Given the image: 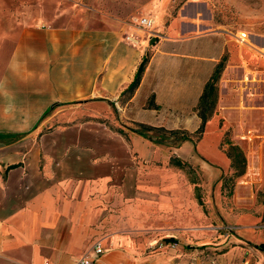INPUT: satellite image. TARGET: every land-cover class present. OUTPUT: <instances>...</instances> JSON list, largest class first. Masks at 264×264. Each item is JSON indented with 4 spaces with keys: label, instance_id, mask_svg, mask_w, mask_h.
I'll use <instances>...</instances> for the list:
<instances>
[{
    "label": "crops",
    "instance_id": "crops-1",
    "mask_svg": "<svg viewBox=\"0 0 264 264\" xmlns=\"http://www.w3.org/2000/svg\"><path fill=\"white\" fill-rule=\"evenodd\" d=\"M202 8L190 2L173 14L165 2L143 37L117 19L20 23L0 0V264H144L145 211L173 206L158 202L160 163L176 156L217 180L231 167L222 142L234 123L238 144L256 150L238 182L252 209L236 225L242 240L264 246V204L254 194L264 187V37L241 43L205 25ZM147 54L141 83L123 103ZM222 61L230 101L220 99L195 139L200 98ZM141 125L181 137L165 145ZM197 197L190 203L204 217Z\"/></svg>",
    "mask_w": 264,
    "mask_h": 264
},
{
    "label": "rangeland",
    "instance_id": "rangeland-1",
    "mask_svg": "<svg viewBox=\"0 0 264 264\" xmlns=\"http://www.w3.org/2000/svg\"><path fill=\"white\" fill-rule=\"evenodd\" d=\"M2 1L13 8L15 19L20 23L29 21L32 26L44 22L45 27H85L101 26L105 20L117 19L139 31L143 37H150L149 31L140 29L135 24V19L145 16L156 19L165 2L173 14L183 10L190 2H200L203 5L200 15L204 17L205 25L238 37H242L243 33L248 34L249 42L252 41V34L264 37V0ZM220 99L230 101V88L228 85L221 90L219 82L214 114L220 107ZM233 126L223 139L222 150L227 152L232 146L238 147L248 165L247 155L251 157L256 150L254 146L246 149L238 144L237 139L240 138L235 135L239 126L235 123ZM154 137L165 145L166 141L176 145L181 134L177 137L156 131ZM173 159L180 160L183 166H176ZM160 167L164 173L158 202L169 200L173 206L170 209L150 207L145 211L143 226L149 231L145 235L151 240V244L148 250L140 254L144 258V264H264V252L242 240L236 225L237 216L252 209L250 195L245 189L239 188L238 184L245 174L234 178L236 170L230 167L217 180H209L197 166L176 156L166 163H160ZM173 170L176 171L178 183L172 181ZM254 194L258 203L264 204V187H255ZM197 196L201 197L200 206L202 205L204 217H198L191 204L197 200ZM170 238L173 240L170 241Z\"/></svg>",
    "mask_w": 264,
    "mask_h": 264
},
{
    "label": "trees",
    "instance_id": "trees-1",
    "mask_svg": "<svg viewBox=\"0 0 264 264\" xmlns=\"http://www.w3.org/2000/svg\"><path fill=\"white\" fill-rule=\"evenodd\" d=\"M150 55L147 54L142 63L140 64L136 77L134 81L129 85V87L122 93L121 101L123 103L128 102L135 94L136 90L138 89L143 74L146 70V67L149 63ZM225 69V61H222L216 68L214 74L212 75L210 81L205 87L204 93L202 94L197 110L198 115L201 119V125L198 131L195 133V137L200 139L205 131V127L207 122L214 116L215 107L218 101V85L221 79V75ZM151 106V104H150ZM141 128L144 130H154V131H162L165 132L164 129H156L149 126L141 125ZM171 134H177L176 131H172ZM227 135V134H226ZM224 145V141L222 142V146ZM227 156L231 160V167L236 170L234 178L241 177L245 174L247 168V161L243 154V152L235 146H232L225 152ZM172 162L176 166H183L182 162L178 159H173ZM171 239L170 241H172ZM260 250H264V246L259 247Z\"/></svg>",
    "mask_w": 264,
    "mask_h": 264
},
{
    "label": "built area",
    "instance_id": "built-area-1",
    "mask_svg": "<svg viewBox=\"0 0 264 264\" xmlns=\"http://www.w3.org/2000/svg\"><path fill=\"white\" fill-rule=\"evenodd\" d=\"M135 24H137V26L140 29H143L149 32H153L156 27L155 19L153 17H148V16L135 19ZM245 39H246L245 35H242V37H239V40L241 43H247ZM95 253L96 255H101L103 253V249L97 246L95 248ZM93 263H94V260L92 258L83 257L79 260L77 264H93Z\"/></svg>",
    "mask_w": 264,
    "mask_h": 264
},
{
    "label": "bare ground",
    "instance_id": "bare-ground-1",
    "mask_svg": "<svg viewBox=\"0 0 264 264\" xmlns=\"http://www.w3.org/2000/svg\"><path fill=\"white\" fill-rule=\"evenodd\" d=\"M242 35H245V37H246L245 41L248 42V41H247V34H244V33H243V34H241V36H242Z\"/></svg>",
    "mask_w": 264,
    "mask_h": 264
}]
</instances>
